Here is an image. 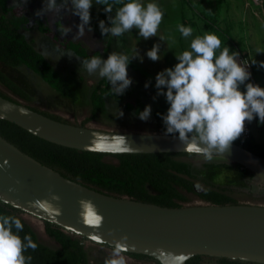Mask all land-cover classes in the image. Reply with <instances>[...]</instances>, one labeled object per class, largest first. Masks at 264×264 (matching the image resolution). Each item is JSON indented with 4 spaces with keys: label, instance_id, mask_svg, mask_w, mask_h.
<instances>
[{
    "label": "water",
    "instance_id": "water-1",
    "mask_svg": "<svg viewBox=\"0 0 264 264\" xmlns=\"http://www.w3.org/2000/svg\"><path fill=\"white\" fill-rule=\"evenodd\" d=\"M0 117L44 140L81 151L187 153L176 137L165 132H124L75 125L1 95ZM120 135L128 143L126 151L117 143ZM214 156L241 165L264 186L263 156L234 142L227 152ZM53 195L59 200H51ZM81 199L91 200L102 215L100 228L88 224L86 215L81 217ZM0 201L96 243L112 247L126 236V253L150 256L158 264H185L195 255L264 264V205L206 202L168 207L105 193L63 176L1 135ZM36 201L58 205L61 214L56 216Z\"/></svg>",
    "mask_w": 264,
    "mask_h": 264
},
{
    "label": "rangeland",
    "instance_id": "rangeland-1",
    "mask_svg": "<svg viewBox=\"0 0 264 264\" xmlns=\"http://www.w3.org/2000/svg\"><path fill=\"white\" fill-rule=\"evenodd\" d=\"M258 1L259 4H255L252 0H140L143 5L150 2L156 3L164 13L157 31V37L144 40L138 36V29L126 32L120 37H114L111 34L102 35L99 29V32L95 31L91 26V32H88L86 28L85 34L79 36L76 34V25L80 22L79 17L72 15L71 12L62 10L61 19L52 12L44 16H37L35 13L43 7L44 0H27L26 3L24 0H9L10 4L16 5L17 11H25L30 19V27L24 30L26 37L45 55L65 82L77 92L78 98L73 102L49 87L32 71L24 67L6 66L1 62L0 69L25 90L30 95V99H20L1 83L0 91L22 104L40 109L58 117L61 121L75 125L84 124L91 128L113 131L159 133L163 121L156 118L154 112L157 109L167 111L169 105L164 96H157L156 94L155 76L158 72L177 63L175 55H179L185 50H191L190 43L197 36H204L206 33L215 34L221 40V48L217 50V54L225 44L229 47L230 52L235 51L237 47L249 50L253 73V79L250 78V82L264 88V68L260 67V64L264 62V0ZM57 2L59 3V0ZM98 7L99 5L93 0L90 12L96 14L94 17L97 18V22L100 19ZM38 18L42 19L60 40L80 42L89 52H102L104 46L108 45L107 50L109 49V51L103 57L104 59H107L108 54L113 51L125 55L129 54L131 57L137 52L138 56L143 59L141 62L140 59L133 58L131 65H128V76L133 83L124 92V100L117 102L114 99H107L106 111L98 113L90 119L92 110L90 92L100 77L98 74L89 75L80 66V60H85L84 58L53 44L49 36L38 32L35 25V20ZM59 20L64 26H71V32L65 36H62L59 30ZM105 24L108 26L107 19ZM179 25L191 27L192 35L184 37L178 30ZM160 36L165 39L160 41ZM154 43L160 44V54L162 55V59L157 62L151 61L145 54ZM146 83H148L147 88L145 87ZM240 90L244 91L243 85H241ZM136 99L151 106V115L147 121L140 120L134 110L125 108L124 102L134 103ZM120 112L123 113L122 116ZM249 125L253 139L257 142L264 141V123H260L254 118L253 121L249 122ZM105 158L109 162L115 161L112 156ZM180 159L191 162L196 174L216 185V188H221L237 203L264 205V193L260 191L259 187L261 182L254 179L251 182L253 185L251 189L241 184L230 185L225 181V176L231 174L228 170L204 165L208 162L219 163L220 159L216 156H213L210 161L198 155L183 156ZM188 198L189 200L183 202V205L206 203L195 194H188ZM22 216L32 225L43 243L52 247L57 246L53 238L46 233L43 220L25 213ZM83 245L90 264L104 261L112 252L111 246L88 239L83 241ZM122 255L125 257L126 264H158L157 261L150 258H141L126 252Z\"/></svg>",
    "mask_w": 264,
    "mask_h": 264
},
{
    "label": "clouds",
    "instance_id": "clouds-1",
    "mask_svg": "<svg viewBox=\"0 0 264 264\" xmlns=\"http://www.w3.org/2000/svg\"><path fill=\"white\" fill-rule=\"evenodd\" d=\"M26 3L27 0H24ZM102 5L107 15L108 26L105 21L98 23L102 35L111 34L120 37L124 33L138 29V36L147 40L157 37V31L164 13L154 2L143 5L140 0H95ZM115 15L113 13L116 5ZM93 0H44L43 7L35 15L44 16L55 13L60 17L62 10L71 12L79 17L76 25L79 36L85 34L90 27V9ZM61 19V17H60ZM61 35L71 32V26H64L59 20ZM179 32L184 37L192 35V28L179 25ZM165 38L159 37L160 41ZM221 48V40L215 34H205L195 37L190 43L191 50L182 51L175 55L177 63L170 68L158 72L155 76L157 96H164L169 105L166 114L161 115L165 126V135L176 137L185 151L212 160L214 155L227 152L232 143L245 131V122L257 119L264 123V88L250 82L251 73L248 63L238 59L239 53L231 51L225 44ZM160 44L154 43L146 51V56L153 62L162 59ZM142 57L110 52L107 59L101 56H91L80 60L89 75L98 74L106 78L110 90L115 96L123 95L133 83L128 76L127 68L131 59ZM264 68V62L260 64ZM247 82V83H246ZM241 85L244 91H241ZM148 87V83L145 84ZM122 112L120 115L122 116ZM151 115V106L146 105L143 111L138 112V118L147 121ZM160 115V114H158ZM2 118V117H0ZM99 144L100 141H93ZM117 143L127 149L128 143L120 135ZM7 164V161L4 162ZM197 189L201 188L196 184ZM51 200L58 201V196H51ZM42 208L61 214L58 205L55 207L48 201H36ZM81 217L87 216V223L100 228L103 224L102 215L98 214L96 206L91 200L78 201ZM23 224L13 215L0 214V264H30L32 257L25 256L28 249L35 251L38 245L29 234L21 238ZM127 237L121 236L112 245V252L104 260V264H126L122 253L128 251Z\"/></svg>",
    "mask_w": 264,
    "mask_h": 264
},
{
    "label": "trees",
    "instance_id": "trees-1",
    "mask_svg": "<svg viewBox=\"0 0 264 264\" xmlns=\"http://www.w3.org/2000/svg\"><path fill=\"white\" fill-rule=\"evenodd\" d=\"M123 2L126 3L128 0H123ZM29 22L30 19L25 11H17L16 5L10 4L9 0H0V62L6 66L24 67L32 71L49 87L73 102L76 101L77 92L65 82L45 55L24 34V30L30 27ZM35 25L37 31L49 36L53 44L70 50L84 59L93 55L103 58L108 51V45L104 46L102 52H89L80 42L62 41L40 18L35 20ZM238 49L241 50L242 48L239 47ZM126 55L131 57L129 54ZM129 65H131V61ZM0 83L20 99H30V95L1 69ZM0 95L19 102L1 91ZM107 99L122 102L124 96H115L110 90L107 79L100 78L90 92L92 105L90 119L98 113L106 111ZM124 106L138 114V112L143 111L146 105L141 100L136 99L134 103L124 102ZM166 112L157 109L154 115L162 120L161 115L166 114ZM41 113L45 114L44 112ZM45 115L60 120L56 116ZM161 132H165L164 123ZM0 135L23 152L53 168L63 176L105 193L126 195L132 199L168 207L182 206L183 202L189 200L188 194H195L200 199L212 204L237 203L221 188H216V185L196 174L191 162L180 159V157L195 156V154L185 152L113 154L81 151L44 140L5 119H0ZM234 143L264 157V141L256 142L252 135L245 140L238 138ZM106 156H112L115 161H107ZM204 165L228 170L231 174L225 176V181L230 185L241 184L246 185L249 189L253 188L251 182L254 180V174L237 163L220 159L219 163L208 162ZM197 183L201 185V188L195 187ZM259 187L260 191L264 193V186L259 185ZM0 214L13 215L19 218L24 226L20 233L21 238L25 234H29L38 245L35 251L28 249L24 253L25 256L30 255L32 257L30 264H90L83 245L86 238L64 231L61 227L48 221H43L46 233L57 243L56 247H52L39 239L32 225L26 221L22 216L23 212L19 209L0 201ZM130 254L153 259L143 254ZM95 264H104V261ZM185 264L259 263H249L225 257L195 255L189 258Z\"/></svg>",
    "mask_w": 264,
    "mask_h": 264
},
{
    "label": "built area",
    "instance_id": "built-area-1",
    "mask_svg": "<svg viewBox=\"0 0 264 264\" xmlns=\"http://www.w3.org/2000/svg\"><path fill=\"white\" fill-rule=\"evenodd\" d=\"M255 4H259V1L258 0H252ZM239 53V57L238 59L240 61H243L245 64L248 63V71L251 73V77L252 78V62H251V59H250V56L247 52H245L244 50H240V49H237V51ZM251 136V131H250V125H249V122H245V131L241 134V136L239 137L240 139L242 140H245V139H249Z\"/></svg>",
    "mask_w": 264,
    "mask_h": 264
},
{
    "label": "crops",
    "instance_id": "crops-1",
    "mask_svg": "<svg viewBox=\"0 0 264 264\" xmlns=\"http://www.w3.org/2000/svg\"><path fill=\"white\" fill-rule=\"evenodd\" d=\"M117 7H119V5H116V7H114V9H116ZM99 9V11H98V13L100 14L99 15V17H100V19H99V21H101V20H103V21H105L106 19H107V15L105 14V12H104V10H103V6L102 5H99V7H98ZM114 9H113V13H112V15L114 16L115 15V11H114ZM90 15H91V20H90V26L93 28V29H95V31H98V23L99 22H97L96 20H97V18L96 17H94V15H96V14H93L92 12H90ZM96 21L95 23L93 22V21ZM94 24V25H93ZM100 30V29H99ZM99 32V31H98ZM239 47H237V49H238ZM237 49L235 50V51H237ZM241 50H244L245 52H247L248 54H249V56H250V59H251V52L249 53V50H247V49H244V48H242ZM108 51H109V49H108ZM252 62V61H251ZM252 79H253V73H252ZM252 135V134H251ZM253 138V137H252ZM257 142V141H256Z\"/></svg>",
    "mask_w": 264,
    "mask_h": 264
},
{
    "label": "flooded vegetation",
    "instance_id": "flooded-vegetation-1",
    "mask_svg": "<svg viewBox=\"0 0 264 264\" xmlns=\"http://www.w3.org/2000/svg\"><path fill=\"white\" fill-rule=\"evenodd\" d=\"M35 110H38V111H40V112H44L45 114H49V113H47V112H45V111H42V110H40V109H36L35 108ZM128 254H130V253H128ZM130 255H132V254H130ZM134 256H137V255H134ZM142 258V257H141Z\"/></svg>",
    "mask_w": 264,
    "mask_h": 264
},
{
    "label": "bare ground",
    "instance_id": "bare-ground-1",
    "mask_svg": "<svg viewBox=\"0 0 264 264\" xmlns=\"http://www.w3.org/2000/svg\"><path fill=\"white\" fill-rule=\"evenodd\" d=\"M244 161L247 162V163L250 164V165L252 164V163H251L250 161H248V160H244Z\"/></svg>",
    "mask_w": 264,
    "mask_h": 264
}]
</instances>
